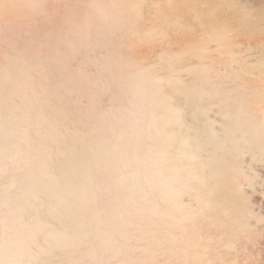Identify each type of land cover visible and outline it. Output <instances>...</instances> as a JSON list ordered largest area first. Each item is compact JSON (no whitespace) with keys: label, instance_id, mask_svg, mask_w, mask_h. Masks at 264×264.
<instances>
[{"label":"bare ground","instance_id":"6f19581e","mask_svg":"<svg viewBox=\"0 0 264 264\" xmlns=\"http://www.w3.org/2000/svg\"><path fill=\"white\" fill-rule=\"evenodd\" d=\"M2 3L4 264H264V0Z\"/></svg>","mask_w":264,"mask_h":264},{"label":"snow or ice","instance_id":"6c2138e0","mask_svg":"<svg viewBox=\"0 0 264 264\" xmlns=\"http://www.w3.org/2000/svg\"><path fill=\"white\" fill-rule=\"evenodd\" d=\"M8 7V5H5L2 3V0H0V9H6ZM0 264H4L3 260H0Z\"/></svg>","mask_w":264,"mask_h":264}]
</instances>
